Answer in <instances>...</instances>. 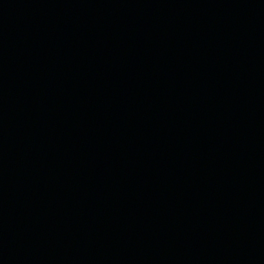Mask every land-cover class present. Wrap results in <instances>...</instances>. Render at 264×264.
Returning a JSON list of instances; mask_svg holds the SVG:
<instances>
[{"label": "water", "instance_id": "95a60500", "mask_svg": "<svg viewBox=\"0 0 264 264\" xmlns=\"http://www.w3.org/2000/svg\"><path fill=\"white\" fill-rule=\"evenodd\" d=\"M0 264H264V0H0Z\"/></svg>", "mask_w": 264, "mask_h": 264}]
</instances>
